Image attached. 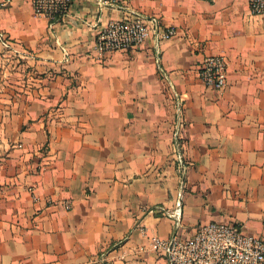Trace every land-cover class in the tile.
<instances>
[{"label": "crops", "instance_id": "1", "mask_svg": "<svg viewBox=\"0 0 264 264\" xmlns=\"http://www.w3.org/2000/svg\"><path fill=\"white\" fill-rule=\"evenodd\" d=\"M4 1L0 264H168L148 237L210 221L264 236V16L248 0H131L178 32L114 53L96 35L125 0H74L52 26L32 0ZM212 54L228 59L222 91L198 76Z\"/></svg>", "mask_w": 264, "mask_h": 264}, {"label": "built area", "instance_id": "2", "mask_svg": "<svg viewBox=\"0 0 264 264\" xmlns=\"http://www.w3.org/2000/svg\"><path fill=\"white\" fill-rule=\"evenodd\" d=\"M12 0H5L8 4ZM74 0H32L35 13L48 19L52 26L60 22L71 10ZM127 3L124 16L113 19L96 35L95 48L100 53H114L138 48L153 41L158 46L163 41L177 35V27L172 25L160 29V20L156 16L148 17L130 8ZM250 10L254 15L264 16V0H248ZM0 44L9 49L11 39L0 32ZM157 49V48H156ZM198 76L207 87L217 91L225 89L228 81V59L223 54L206 56L199 69ZM177 123L174 127V145L179 149V132L184 127L182 116L185 97L175 96ZM32 197H39L34 187L29 188ZM53 204V200H48ZM63 207H71L70 200L62 202ZM183 212L182 194L179 195L171 216L178 219ZM149 238V247L166 259L168 264H264V236L248 232L234 222L210 221L200 224L195 232L187 237L174 233L168 238L153 235ZM107 254L99 255L97 262L104 263Z\"/></svg>", "mask_w": 264, "mask_h": 264}]
</instances>
